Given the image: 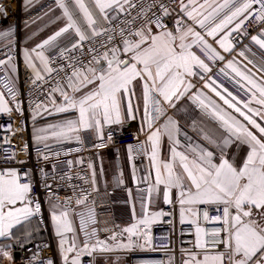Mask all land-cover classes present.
Returning a JSON list of instances; mask_svg holds the SVG:
<instances>
[{
  "label": "snow or ice",
  "instance_id": "snow-or-ice-1",
  "mask_svg": "<svg viewBox=\"0 0 264 264\" xmlns=\"http://www.w3.org/2000/svg\"><path fill=\"white\" fill-rule=\"evenodd\" d=\"M55 5L61 14L53 23L63 21V26L24 52L33 73L30 91L44 96V100H33L31 107L33 119L45 114L71 115L40 129L47 135H38L37 141L51 137L56 143L75 141L82 146L81 134L91 131L99 141L94 147L103 148L113 139L111 131L104 136L106 127H122L135 120L145 135L143 141L137 137L126 148L133 162L134 182L146 185L139 197L141 218L123 230L127 243L123 234L118 241L114 233L110 238L116 241L114 247L100 240L90 244L96 234L92 229L85 231V240L78 245L69 219L71 198L62 201L56 196L46 182L49 174L41 169L65 264H81L82 255L96 251L131 249L137 246L133 237L143 240L141 248L150 245V225L166 213L150 212L149 208L161 196L165 204L179 205L181 223L188 215L189 222L196 225L195 243L183 264H264V0H55ZM0 15L6 18L7 13L0 9ZM166 18L175 20L174 28L168 27ZM253 21L261 25L256 35H250L246 27ZM13 32L14 26L9 25L0 30V38L10 39ZM117 36L119 44L113 43ZM245 37H250V43L237 53L241 59L234 56L213 72L217 62L226 60L220 50L231 54ZM86 43L85 54L91 57L87 63L75 55ZM100 49H104L102 54H98ZM12 60V55L0 60V68L6 70L0 78L6 90L0 91V113L21 112L15 79L9 74L16 71ZM221 76L235 92L225 86ZM191 77H199L218 100L194 91ZM185 97L214 125L207 129L192 122L199 142L174 118ZM165 140L166 158L161 154ZM241 146H247V154L237 165L230 149ZM44 147L51 149L48 143ZM42 155L48 159L47 153ZM140 156L147 158L149 166L137 178L134 161ZM5 159L14 160L15 154L9 152ZM72 164L69 160V167ZM92 177L95 185L94 169ZM61 178H67V173ZM122 182L117 177L116 183ZM32 186L29 172L21 175L14 168L0 169V237L10 236L20 225L25 240L29 238L32 218L41 212L39 201L31 195ZM80 193L77 205L89 195L85 189ZM210 209L217 214L211 215ZM77 215L81 230L89 221L95 222L91 209L87 217L83 212ZM201 219L220 227H202ZM69 233H73L71 238ZM7 247L0 246V254L11 259ZM69 253H74L71 259Z\"/></svg>",
  "mask_w": 264,
  "mask_h": 264
},
{
  "label": "built area",
  "instance_id": "built-area-1",
  "mask_svg": "<svg viewBox=\"0 0 264 264\" xmlns=\"http://www.w3.org/2000/svg\"><path fill=\"white\" fill-rule=\"evenodd\" d=\"M20 1L21 0H0V9L7 13L6 18L0 15V28L11 25L17 29L15 39L0 48V60H6L8 55H12V61L18 62L19 77L18 81H15V87L17 96L21 101V112L13 111L11 114L7 113L0 115V169L14 168L18 170L21 175L25 172L31 174L33 183L31 195L38 200L41 205L40 214L34 218L44 232H49L46 206L50 203L49 190L43 187L45 177L42 175L41 169L49 174L46 182L52 186V191L55 192L56 196L62 201L71 198L69 201V212H76L84 204L91 203L96 209V223L91 225V227H97L103 236H112L114 233H122V228L115 223L112 212V208L117 204L115 191L96 190L92 183V169H90L88 165L92 164L94 158L105 150L112 149L119 153L121 146L135 144L138 136L109 129L104 136L107 137L109 131H111L113 139L107 142V146L103 148L94 147L99 141L84 134L82 135V146L77 142H71L51 146V149H49L42 145H33L30 143V118L33 115L31 104L32 101L36 99L44 100V96L30 91L33 73L20 61V29L24 24L41 15L49 3L42 4L29 12H23ZM133 15H135V12H133ZM175 15L176 13H173V16ZM123 18L124 16L122 14L120 19ZM172 21L175 25V20L172 19ZM165 23L168 25V18L165 19ZM138 24L139 22H137L136 26H138ZM246 27L250 35H256L260 31L261 25L253 21L250 25H246ZM113 43L119 44V36L116 37ZM249 43L250 37H245L241 39L236 47L241 49L244 44ZM65 46L67 45H61V47ZM88 47L89 45L86 43L83 51L78 50L75 52V55L85 63L91 59L90 55L85 54L87 53ZM103 51L104 49H100V53L98 54H102ZM51 55L55 56L56 51H53ZM55 66L56 65H53V67ZM222 66V62H217L213 68V72H216L218 68ZM5 74L6 70L0 68V78H3ZM220 80H223L225 86L235 91L233 85L228 80L224 79L223 76L220 77ZM0 91L6 92L3 88V84H0ZM8 99H10V97H8ZM197 109L200 110L199 108ZM8 128L11 130L6 131ZM6 139L9 141L8 143H5ZM139 140L143 141L140 137ZM77 148L80 150L74 151V149ZM9 152L15 154L14 160L5 159ZM56 152H59L58 156L54 154ZM44 153L48 154L47 160L43 159L42 154ZM143 158V156L136 157L134 162H141ZM69 160L73 161L71 167L68 165ZM80 160L83 162L78 163L77 161ZM65 173H67V178H61ZM145 188L146 186H139L134 189L141 191ZM80 189H85L89 195L83 204L77 205V196H82ZM124 190H127V188ZM200 207L203 208L205 206ZM177 212L178 206L176 205L166 209L165 219L152 226L151 251L148 253H142L138 250L131 252L127 257V264H178L177 261L179 258L187 254V250L192 249L195 243L196 225L193 223H179L176 218ZM210 214L216 215L217 213L210 209ZM201 226L209 229L220 227L219 224L207 223L202 219ZM133 240L136 242L137 246H135V248L137 249L139 240H137L136 237H133ZM6 251L11 256L10 250ZM193 251H195V249H193ZM3 257V264H48L49 260H52L54 264H58L55 250L50 239L38 240L26 245L21 251L18 261L12 258L9 259L4 255ZM96 259L97 255L94 252L91 256L82 258L81 264H96ZM103 259L105 263L109 262L108 258L105 257Z\"/></svg>",
  "mask_w": 264,
  "mask_h": 264
},
{
  "label": "crops",
  "instance_id": "crops-1",
  "mask_svg": "<svg viewBox=\"0 0 264 264\" xmlns=\"http://www.w3.org/2000/svg\"><path fill=\"white\" fill-rule=\"evenodd\" d=\"M49 3L47 8L43 11L41 15H39L34 20L27 22L24 24L20 29V38H21V62H23L26 65L24 52L26 49H31L35 47L36 44L42 42L44 39H47L48 36L52 35L54 31L58 30L59 27L63 26V21H53L55 20L56 16H59L60 9L56 7L55 0H32V2L29 4L27 0H21L20 6L23 12H29L33 10L34 8L41 6L42 4ZM51 9V11H49ZM168 27L170 29L174 28V23L172 19H168ZM8 27L0 28V30H6ZM199 30V29H198ZM17 35V29L14 27V32L10 39L7 38H0V48L10 42H12ZM209 42L211 41V38L209 37ZM62 45V44H61ZM214 47H217L218 45H214ZM240 48H235V51H233L231 54L224 53L222 50L221 53L225 55L226 60L225 62H222V64L226 63L228 59H232L234 56L239 61L241 58L237 56V53L240 51ZM253 50L257 51L259 54V50L257 46L253 45ZM12 63L15 65L16 71L14 73H9L12 77H14L15 81H18L19 77V65L17 61H12ZM37 64L39 62L37 61ZM27 66V65H26ZM251 67V66H249ZM31 72L32 70L29 69ZM192 83L195 85V90H201L204 91L206 95H211L213 98L214 94H212L208 89L204 88V82L199 79V77H191L190 78ZM232 90L231 88H229ZM136 91L137 94L140 92V84L139 81L136 83ZM235 92L234 90H232ZM58 96V94H57ZM52 106L49 105V108ZM7 113H0V115H4ZM170 115L172 112L170 111ZM65 115H71V114H54V115H37L35 119H33V115L30 118V143L33 145H42L44 146V143H48L51 146L65 144V143H71L75 141L70 142H64V143H56L51 137L47 141L44 142H38L36 137L38 135H47V133H42L39 130L47 128L49 124H56L59 123L61 120L64 119ZM175 119L179 121L183 129L188 133L189 136L193 138V140H196L199 142L200 138L197 135V132L192 127V122L195 120L198 124H201L202 126L206 127L207 129H213L214 125L212 122L205 119L200 110L196 108V105L192 103L190 99L187 97L183 98L179 102L178 111L175 112ZM140 122L139 120L135 121H128L125 125L121 126H112L111 128H105L104 135L107 130L113 129L118 132L127 133V134H133L135 136H138L145 139L144 133L139 131ZM86 135L91 137L92 139L96 140L93 132L91 131H85L81 135ZM127 145H123L120 148V152L117 153L116 151L109 149L101 152L99 156L95 157L92 162V172L93 169L95 170V185L94 188L98 191H107V190H114L115 191V198L117 200V204L112 208L113 216L115 223L122 228V233L117 234V240L119 241L121 239V234H123L124 242L127 243V233H123V230L125 228L131 227L133 224L137 222L138 219L141 218V202H140V195L142 194L141 191H137L134 188L139 186H146L144 184H139L137 182H134L133 180V162H131L128 158L127 153ZM162 156L167 157L168 155V144L165 140L162 146ZM247 154V146H241L239 149H230V155L235 156V162L237 165L242 163L243 158ZM136 167V176L137 178L143 176L145 174L146 169L149 166V162L147 158H143L141 162H134ZM117 177H120L122 179V183L117 184L116 179ZM93 178V177H92ZM127 188V190H124ZM175 193V190H174ZM178 206V212H177V221L180 222V208L178 204H165L163 202L162 196L157 198L155 202L152 204V206L149 208L150 212H159L163 210L164 213H166V209L170 208L172 206ZM203 206V205H201ZM94 211V220L95 222L89 221L86 225L85 230H81L80 226V218L77 213L83 212L85 216L87 217L88 210ZM46 216H47V222L49 225V232H44L38 222L35 220V218H32V223L27 229L28 232H30V236L27 240H25V229L21 227L20 225L15 226L12 229V234L8 237H0V246H8L6 250H10L11 257L13 260H15L16 252H21L23 248L38 240H45L50 239L52 241L55 254H56V260L58 264H65L63 260V254L60 251L59 248V238L55 234L54 226L51 221V205L48 204L46 206ZM166 215L160 216L157 218L156 222L150 225V236H151V229L152 226L156 223L162 222L165 219ZM69 219L72 222L74 234L76 237L77 244L82 246L84 240H85V231L91 232L92 229H96V234L94 237H92L89 240V243H95L97 240L104 241L110 246H115L116 241H112L110 238L112 236H103L99 229L97 227H91V225L96 223V209L93 204L87 203L84 204L81 208H79L76 212H69ZM191 217L186 215L185 222L182 224L190 223ZM68 238H71L73 236V233L67 234ZM143 240H139V244H142ZM67 245H65L66 247ZM152 249L151 244L147 245L143 248L139 247L136 249L135 247L131 249H116L110 252H102V251H96L97 259L96 264H127V257L129 254L135 250H138L142 253H148ZM70 259L74 255V253L68 254ZM88 255H82L80 257V261L82 258ZM108 258L109 262L105 263L103 258ZM188 258L187 254L182 255L179 260L177 261L178 264H183V261ZM3 254H0V264H3ZM175 263V262H174Z\"/></svg>",
  "mask_w": 264,
  "mask_h": 264
},
{
  "label": "water",
  "instance_id": "water-1",
  "mask_svg": "<svg viewBox=\"0 0 264 264\" xmlns=\"http://www.w3.org/2000/svg\"><path fill=\"white\" fill-rule=\"evenodd\" d=\"M21 252H16L15 260L18 261L20 259Z\"/></svg>",
  "mask_w": 264,
  "mask_h": 264
}]
</instances>
